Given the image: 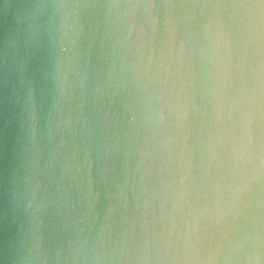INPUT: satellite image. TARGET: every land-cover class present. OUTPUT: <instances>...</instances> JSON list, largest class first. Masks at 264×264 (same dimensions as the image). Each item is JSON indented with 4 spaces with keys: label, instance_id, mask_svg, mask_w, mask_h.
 <instances>
[{
    "label": "clouds",
    "instance_id": "9594fccd",
    "mask_svg": "<svg viewBox=\"0 0 264 264\" xmlns=\"http://www.w3.org/2000/svg\"><path fill=\"white\" fill-rule=\"evenodd\" d=\"M0 264H264V0H0Z\"/></svg>",
    "mask_w": 264,
    "mask_h": 264
}]
</instances>
